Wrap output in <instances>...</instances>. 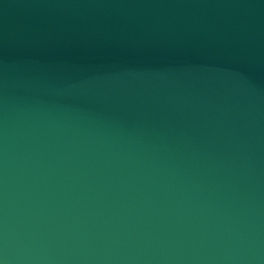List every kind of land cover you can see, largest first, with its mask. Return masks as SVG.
I'll use <instances>...</instances> for the list:
<instances>
[{"label":"water","instance_id":"obj_1","mask_svg":"<svg viewBox=\"0 0 264 264\" xmlns=\"http://www.w3.org/2000/svg\"><path fill=\"white\" fill-rule=\"evenodd\" d=\"M0 264H264V0H0Z\"/></svg>","mask_w":264,"mask_h":264}]
</instances>
